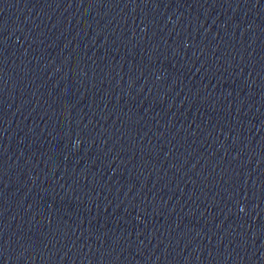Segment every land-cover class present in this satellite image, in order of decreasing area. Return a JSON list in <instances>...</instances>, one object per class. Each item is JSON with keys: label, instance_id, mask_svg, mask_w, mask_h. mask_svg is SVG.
Masks as SVG:
<instances>
[{"label": "water", "instance_id": "95a60500", "mask_svg": "<svg viewBox=\"0 0 264 264\" xmlns=\"http://www.w3.org/2000/svg\"><path fill=\"white\" fill-rule=\"evenodd\" d=\"M0 264H264V0H0Z\"/></svg>", "mask_w": 264, "mask_h": 264}]
</instances>
